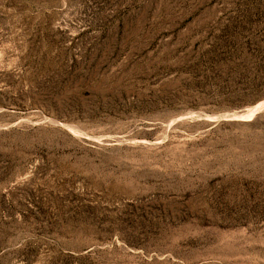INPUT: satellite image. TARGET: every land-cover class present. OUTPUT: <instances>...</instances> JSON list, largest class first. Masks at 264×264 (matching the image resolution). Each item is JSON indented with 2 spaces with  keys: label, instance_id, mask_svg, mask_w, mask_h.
I'll list each match as a JSON object with an SVG mask.
<instances>
[{
  "label": "rangeland",
  "instance_id": "obj_1",
  "mask_svg": "<svg viewBox=\"0 0 264 264\" xmlns=\"http://www.w3.org/2000/svg\"><path fill=\"white\" fill-rule=\"evenodd\" d=\"M0 264H264V0H0Z\"/></svg>",
  "mask_w": 264,
  "mask_h": 264
},
{
  "label": "bare ground",
  "instance_id": "obj_2",
  "mask_svg": "<svg viewBox=\"0 0 264 264\" xmlns=\"http://www.w3.org/2000/svg\"><path fill=\"white\" fill-rule=\"evenodd\" d=\"M256 110H258V109H256ZM256 110H254L253 112H255Z\"/></svg>",
  "mask_w": 264,
  "mask_h": 264
}]
</instances>
